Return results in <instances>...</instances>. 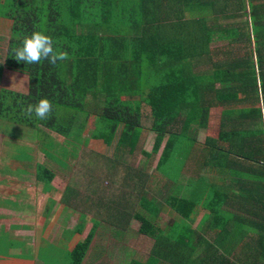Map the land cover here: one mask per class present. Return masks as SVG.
Listing matches in <instances>:
<instances>
[{
  "label": "trees",
  "instance_id": "16d2710c",
  "mask_svg": "<svg viewBox=\"0 0 264 264\" xmlns=\"http://www.w3.org/2000/svg\"><path fill=\"white\" fill-rule=\"evenodd\" d=\"M4 18V64L23 69L27 84L25 91L0 85V119L67 135L77 112L84 124L100 116L90 152H78L86 193L100 188L92 173L104 168L96 163L104 148L114 142L134 160L146 153L149 129L152 153L166 137L158 172L170 176L173 154L194 162L189 195L169 188L165 200L175 215L168 231L134 213L154 247L146 260L129 264H264V0H0V23ZM37 31L68 58L17 62L14 49ZM43 98L52 103L49 117L29 116L27 106ZM60 107L69 110L64 123ZM142 115L151 116L148 128ZM34 172L52 187L55 173L44 163ZM93 227L76 226L68 264L80 263Z\"/></svg>",
  "mask_w": 264,
  "mask_h": 264
},
{
  "label": "crops",
  "instance_id": "0c3cea01",
  "mask_svg": "<svg viewBox=\"0 0 264 264\" xmlns=\"http://www.w3.org/2000/svg\"><path fill=\"white\" fill-rule=\"evenodd\" d=\"M93 102L97 103L98 102L97 98H95V101ZM142 117H144L145 120L147 119V115H142ZM149 117L151 118L150 115ZM213 118H215L214 115ZM89 122H90L89 128L86 129L87 128L86 127L85 129H83V131L86 130L87 136L90 138V133L93 131L94 128V122L90 118L87 119L85 125L88 126L87 123ZM214 124L215 123L212 120L211 129H213ZM218 125H219V121L217 122V127L213 129L214 132L217 130ZM145 127L148 128V126H144V128ZM38 129L43 130L44 133L45 132L44 130H46L47 128L38 127ZM141 130H142L140 133L141 135L142 134L144 135V132L147 131V129L143 130V128ZM152 131L153 130L149 129L146 132V135H148L149 132L152 133ZM1 136L3 135L0 133V137ZM165 139L166 137L162 141L160 147L154 152L155 154L158 151V155H156L154 163L147 164L146 162H144L146 165H148L145 166L147 169L149 168L154 169V172L147 173L146 177H141V176L139 177V175L136 174L135 171H133V164H132L133 159L130 154H127L126 147L118 148L116 150L114 142L110 144L112 149L115 151V154L113 156L114 161H112L113 163H111L112 166L110 168L111 172H112V168L114 167L113 165L117 164V162L123 163V165H125L122 168L123 174L121 176L122 178L120 179V181H116L113 177L111 181L107 180L110 182L111 186L117 185L116 198L114 196H111L114 194L115 190L108 191V194L112 193L111 195L107 194L105 197H101L98 188L97 191L88 192V193H86V191H81V190L80 191L82 193H78L79 190L75 192L73 189V194L76 193L75 196L78 197L77 200L69 202L67 201V198L71 196L69 192L66 190L68 188L72 190L73 185H79L77 179H71L70 177H65V180H67L65 182L69 181L70 182L69 185H71V187L65 186L64 188H61L59 185L53 186L51 183L53 180H56L55 179L56 175H55L53 179L50 181V186L52 187L46 189L44 187L45 183L42 180H38L35 177L34 165L32 166L31 172L29 173L27 172L25 175L22 176H16L19 177L18 179H15L14 176H9V175L4 177L0 176V238H2V236L4 237L5 235L6 237H8L9 241H12V238L19 236L22 237V239H20L21 245L19 246L20 247L24 246V242L26 241L27 235H29L31 231H34L33 226H34V218L36 211L38 208H41V210L46 213V218L43 219L46 224L43 225L47 227V233H48L47 240L49 241L51 239L59 240L62 236L66 235L65 234L66 232H74L76 226H80V225L83 226L84 228L81 227L80 231L85 232L89 228L88 224L90 225L94 223L95 227L93 229V232L91 233L86 251L84 252L79 264H82V262L85 264H110V263L129 264L130 262H133L135 260H138L139 262H143L144 260L147 259V256L151 251L150 249H148V246H146V242L152 239L149 242H151V245L154 246V238L144 233H141L138 230L140 221L138 218H136L134 213L139 212L141 214L149 216L152 220H154L158 224L157 220H158V216L160 215L158 213L161 210H165V211L170 210L171 211L170 216L172 217L169 220V222L165 224V227H162L161 225L158 224L163 232L168 231V228L171 225H173V218L175 215V211L169 205L166 204V200H165L167 198V195L170 193L169 188H172L171 193L177 196H187L191 192L193 188V181L195 180L194 162L191 159H189V157H187L185 153L175 154L177 156L172 155L171 165L174 164L176 165V163H179V168H178L179 170L177 172H174V170H172V173H169L170 176H165L160 172H158V168H156V164L164 147ZM144 143L142 145V149ZM143 150L146 153L139 152L137 158H140L139 155L143 154V156H145L146 158L149 157V159H151L153 154L151 152V149L148 151L145 149ZM38 154L39 156H38V160H36V163L38 162L45 164V160L43 159H45L47 155L44 154L43 152H38ZM186 158H188L189 160ZM187 163L191 164L190 165L191 175H189V173L185 171L188 170ZM116 167L118 168V165ZM218 178H221V175H218ZM224 178L226 180H229V177L226 175L224 176ZM29 183L33 187L34 185H39V187L41 188H37L36 190L33 191L30 189L31 186H29ZM9 187H14V189L20 188L21 190H24V188L27 190V188H29L31 192V194H29V199L22 200L20 205L10 204L9 202L5 203V201L12 199H15L17 202H19V199H16L15 196L11 198V196L6 195V193L8 192L5 190ZM98 187H100V185H98ZM165 188L167 190V193H165L164 200L158 202V192L164 190ZM38 195H41V197L43 196L41 204H37L36 199ZM57 195L58 198H56ZM154 202H156L157 204H155ZM165 204L170 209H168L167 206H165ZM82 207H84V209L89 208L91 210L90 211L91 215H93L94 217L93 222H91L89 219H83L81 217L80 218L78 217V215L80 214V210H83ZM202 211L203 210L199 211L200 214L202 213ZM50 215H53L54 217L51 216V218L48 219ZM15 216H20V217L26 216L25 217L26 220L20 219L22 220L20 221L22 223H17L14 221ZM133 221L135 222V224H133ZM195 225L196 224H194L193 226ZM132 231H134L133 233L136 236L135 240L138 242L137 243L138 245L131 243ZM55 233L59 234L58 238H55ZM115 237L117 240L121 241L119 243L120 245L118 246H116L113 243ZM147 237L151 239H148ZM110 238H114L113 241L110 242ZM30 239L31 240H27V241L34 242L35 238L34 236H32L30 237ZM99 240L104 242H110L112 244L111 246L112 248L110 249L109 247L107 248L106 251L107 254H102V252L95 247V246H99L98 245V243L100 242ZM139 246L144 247L147 250V252L142 253L141 251H138L134 248ZM108 253L110 254L108 255ZM30 259H31L30 262L32 263L43 264L42 259H39L35 254L33 256L31 255ZM158 264H169V263L167 261H164V259L160 258L158 260Z\"/></svg>",
  "mask_w": 264,
  "mask_h": 264
},
{
  "label": "rangeland",
  "instance_id": "374dc122",
  "mask_svg": "<svg viewBox=\"0 0 264 264\" xmlns=\"http://www.w3.org/2000/svg\"><path fill=\"white\" fill-rule=\"evenodd\" d=\"M7 19H2V23H0V85L6 86L12 89L25 91L26 90V73L23 69L15 68L11 66H6L4 64V54H5V47H6V36L8 35V24ZM64 109V110H63ZM68 109L66 107L59 108V115H58V121L61 123L66 122V115H68ZM143 111L144 108H143ZM146 113V112H144ZM212 115L215 116L213 118L214 126L217 127V122L220 119V112L219 110L213 111ZM73 122L70 125L69 132L67 135H60L57 132L53 130H39L38 128H29L21 124L9 122L4 119H0V133L3 135L0 137V176H14L15 179H18L19 177L16 176H22L25 175L27 172H31L32 166L36 164V160H38V152H43L47 155V157L43 160H45L46 166H48L49 169H51L55 173V179L51 183L53 186L59 185L61 188H64L65 186H70L69 181L65 182V177H70L71 179H77V182L79 185H73L72 190L76 192L79 190L78 193H82L81 191H84L85 185H84V179H85V172L80 167L79 159L77 160L79 154V150H83L82 152L87 153L90 152L89 146L87 143L89 142V137L87 136L86 130L83 131V129L89 128L85 125V115L83 112H77L76 115L73 117ZM100 116L92 115L91 120L95 122L102 121L100 120ZM151 123V118L149 115H147V119L145 120L144 117L141 118V124L144 126H149ZM101 127L100 130L104 127V122L98 123ZM94 129V128H93ZM99 130V129H98ZM46 133V134H45ZM155 132L152 131V133H148L145 137V143L143 146V149L150 150L152 149L153 140H154ZM78 154V155H77ZM115 154V151L112 149V147L109 145L104 148L101 154V158H97V162L105 163L103 165L104 168H99L101 170H98L99 172H94V176H99L97 178V185H100L101 188H99L100 196L105 197L108 194V191H114V194L112 193L108 194L111 196H114L116 198L117 196V185H110V182L107 180H112V177L116 181H120L122 178V168L123 163L117 162V164H114L112 168V172L110 171V168L112 166L111 163H113V156ZM158 155L157 153H153L151 159L149 157H145L142 155H139L140 158H137L136 160H132L133 164V171L136 172V174L139 175V177H146L147 173H153L154 169L149 168L147 169L144 162L154 163L155 157ZM174 155V154H173ZM77 156V157H76ZM177 156V155H174ZM133 159V156H132ZM174 159V158H173ZM83 161L86 160V158L82 159ZM66 162V163H65ZM95 164V163H94ZM66 165V166H65ZM118 165V168L116 167ZM190 165L187 163L188 170H185L189 175L190 173ZM166 166V164H165ZM174 166V167H172ZM152 167V165H151ZM120 168V169H119ZM171 171L174 170V172H177L179 169V163H176V165H170ZM110 171V172H109ZM183 171V169H182ZM138 172V173H137ZM96 174V175H95ZM193 175V174H192ZM30 180V179H29ZM60 180V181H59ZM84 185V186H83ZM31 190H36L39 187V185H32ZM49 188V187H48ZM63 190V189H62ZM81 190V191H80ZM5 191L7 196H15L16 199H19V202H17L15 199L7 200L5 203L10 204H18L22 202V200L29 199V194H31L29 188L27 190L24 188V190H21L20 188L14 189V187H9ZM32 191V192H33ZM165 193H167L166 188L164 190H161L158 192V202L164 200ZM84 194V192H83ZM76 193L73 195H70L71 197L67 198V201H75L77 200L78 196H75ZM36 198V197H35ZM43 196L38 195L36 201L37 204H41ZM58 198V195L56 196ZM76 203V202H74ZM157 204L156 202H154ZM167 206V205H165ZM80 210V214L78 217L83 219H89L91 222H93L94 217L91 215V210L89 208ZM168 209H170L167 206ZM173 211V210H172ZM167 212V213H166ZM170 210H161L158 214V224L162 227H165V224L169 222L172 216H170ZM172 214V213H171ZM200 212L195 216V219L193 221V225L199 226V217ZM249 215V214H248ZM48 217V219L51 218ZM26 216H15L14 221L17 223H22L20 219L26 220ZM54 217V216H53ZM44 218H46V213L41 210V208H38L35 214L34 218V231H31L29 235L26 237V241L24 242V246L20 247L22 237H14L12 238V241H9L8 237L4 235L2 238H0V264H36L30 262L31 255L34 254L37 255L39 259H42L43 264H68V250L70 246L78 239L79 234L74 232H66L64 236H62L59 240L57 239H51L50 241L48 239V233H47V227L43 224H46L44 222ZM6 221V220H5ZM13 221V220H12ZM29 221V220H28ZM198 223V224H197ZM133 224L135 222L133 221ZM93 226L94 223L88 224L89 227ZM80 227L84 228L80 225ZM95 227V226H94ZM93 227V229H94ZM166 229V228H165ZM93 232V231H92ZM131 232L132 236V244L138 245L137 241L135 240L136 236ZM102 233V232H101ZM78 234V235H77ZM34 236V242H29L27 240H31L30 237ZM130 236V237H131ZM59 234L55 233V238H58ZM148 239H151L147 237ZM114 238H110V242L113 241ZM152 240V239H151ZM151 240H148L146 242V246H148V249L152 250L154 247L151 245ZM100 241V240H99ZM110 242H104L100 241L98 243L99 246H95L102 252V254H107V248H112V244ZM121 241L117 240L116 237L114 239V244L116 246L120 245ZM151 245V246H149ZM115 246V247H116ZM92 247V246H91ZM122 248V247H121ZM136 250L141 251L142 253H146L147 250L144 247H134ZM90 249V247H89ZM88 249V250H89ZM120 249V248H119ZM133 249V248H132ZM134 250V249H133ZM110 253H108L109 255ZM39 264V263H38ZM82 264H85L82 262ZM117 264V263H116Z\"/></svg>",
  "mask_w": 264,
  "mask_h": 264
},
{
  "label": "clouds",
  "instance_id": "9594fccd",
  "mask_svg": "<svg viewBox=\"0 0 264 264\" xmlns=\"http://www.w3.org/2000/svg\"><path fill=\"white\" fill-rule=\"evenodd\" d=\"M14 59L25 64H38L42 59H46L50 64L55 65L57 60L63 61L68 58L66 51H54L53 39L42 32H33L31 36H25L22 46L14 49ZM52 111V103L49 99H40L36 104H29L26 112L29 116L35 113L39 120L47 119ZM264 112V109H262Z\"/></svg>",
  "mask_w": 264,
  "mask_h": 264
}]
</instances>
